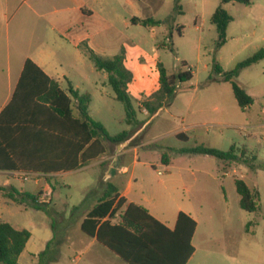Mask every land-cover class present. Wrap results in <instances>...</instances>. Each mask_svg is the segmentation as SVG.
Wrapping results in <instances>:
<instances>
[{"label":"rangeland","instance_id":"obj_1","mask_svg":"<svg viewBox=\"0 0 264 264\" xmlns=\"http://www.w3.org/2000/svg\"><path fill=\"white\" fill-rule=\"evenodd\" d=\"M217 1L220 5L221 0ZM168 2L171 0H164V11H168ZM178 3L182 8V13L176 14L180 33L176 27L171 30L172 36L164 34L162 26L154 28V32L142 26L135 32L136 41L149 53L156 46L160 63L168 73L178 72L182 61L193 72V78L178 87L173 101L157 113H144L143 105L133 98L134 116L128 119L124 104L115 99L107 73L96 70L79 49L66 47L63 65L79 85V92L90 95L91 117L102 123L110 135L142 125L138 138L146 146L138 149L137 163L133 162L132 152L126 155L122 165L128 169L123 179L131 180L138 196L142 191L152 205L167 215L182 210L192 213L197 228L192 241L195 254L189 264H264V60L245 68L237 77L252 94L253 103L245 109L238 106L230 84L212 72L213 60L226 72L264 49V0H251L249 5L222 4L232 21L226 29L225 43L218 49L215 26L201 0ZM0 26L5 31L6 22ZM193 123L201 126L186 132L188 140L174 135L176 129ZM201 139L203 144H198ZM115 145L111 144L112 152ZM196 146L233 149L237 160L223 162L214 156L184 151ZM99 176V167L91 165L48 182L36 177H9V183L17 189L39 193V201H51L37 210L30 204L9 203L0 194V220L15 229L30 231L29 248L43 249L51 234H55L57 246L64 237V228L97 203L94 190ZM236 178L258 193L257 211L247 212L240 207ZM72 234L74 239L86 240L76 227ZM69 251L67 245L50 250L41 257L40 264H47L56 253L65 255ZM51 264L73 263L68 259Z\"/></svg>","mask_w":264,"mask_h":264},{"label":"trees","instance_id":"obj_2","mask_svg":"<svg viewBox=\"0 0 264 264\" xmlns=\"http://www.w3.org/2000/svg\"><path fill=\"white\" fill-rule=\"evenodd\" d=\"M237 2L249 5L251 0H221V4L211 15L210 21L217 32L216 49L226 40V29L232 21L231 15L222 4ZM132 22L149 26L147 20L132 19ZM84 55L98 71L108 75L115 99L125 106L127 118L134 116V108L127 92L132 81V73L124 65V49L112 57L95 53L86 43L79 44ZM264 60V49L237 63L230 71H222L213 60L212 72L222 77L231 86L238 106L245 109L252 105L253 98L238 82L237 77L245 68ZM159 88L142 101L149 114H155L169 105L178 87L189 82L192 70L186 62L176 73H168L158 63ZM212 80L210 76L208 78ZM76 101L77 116L72 102ZM89 94H81L70 82L64 91L56 80L48 77L31 59H26L23 70L10 103L0 113V171H26L29 173H53L75 171L89 165L106 154L108 144H119L127 139L129 132L110 135L104 125L89 116ZM48 114V119H46ZM52 118V119H51ZM54 120L53 122H51ZM51 122V123H48ZM56 122L58 128L56 127ZM130 122V121H128ZM47 144L54 152L51 164L45 162L44 152ZM58 144L59 154L55 150ZM34 151H27L28 148ZM185 152L214 156L224 161L237 160L234 150L222 151L215 148L196 146ZM246 150H244L245 153ZM62 152V156L60 155ZM243 153V154H244ZM235 187L240 196V207L247 212L258 210V193L249 188L245 181L236 178ZM0 194L9 203L30 204L34 209H42L50 199L39 201L38 195L19 191L14 186L0 185ZM41 194V193H40ZM125 200L119 196L117 188L107 183L98 202L88 211L80 229L100 244L107 247L127 264H186L194 247L191 245L196 230V221L184 212L177 214L176 224L169 230L152 217L143 207L129 203L120 214V221L112 223L115 213L122 208ZM52 229L54 226L52 224ZM31 236L27 229H15L0 220V264H18ZM54 238L47 242L38 255H46L54 245Z\"/></svg>","mask_w":264,"mask_h":264},{"label":"crops","instance_id":"obj_3","mask_svg":"<svg viewBox=\"0 0 264 264\" xmlns=\"http://www.w3.org/2000/svg\"><path fill=\"white\" fill-rule=\"evenodd\" d=\"M168 3V11H164V0H0V24L3 21L6 22L5 31L0 26V56H3V59H0V113L13 97L26 59L34 61L48 77L58 82L62 90L65 91L70 82L71 86L79 92V85L65 71L63 60L66 55V47L72 46L81 51L79 44L82 42L101 56L112 57L118 54L122 48L124 49V65L132 73V81L127 85V92L131 100L134 98L139 104H142L144 98L149 97L159 88L158 63H160V60L156 46H152L150 48L151 53H149L148 49L136 41L135 32L143 25L132 22V19L147 20L151 23L149 27L153 32L154 28L159 29L162 26L164 34L172 36L171 30L176 27L180 33L179 24L176 23V14L180 15L182 8L178 0H171ZM201 5L208 10L210 15L219 6L217 0H201ZM165 12H168L167 17H163ZM153 32L151 37L155 39L156 35ZM144 57L147 59L146 61ZM106 77L108 79V75ZM247 93L252 97L250 92L247 91ZM72 107L74 108V115L77 116L76 101H74ZM89 116L91 117L90 114ZM48 117V114H46V119ZM184 120L182 119V121ZM200 126L197 123L183 125L173 133L182 140H188L189 137L186 132ZM56 127L58 128L57 122ZM141 127L142 125L136 130H126L129 132L127 139L116 144L114 152H112L111 143H109L106 154L83 168L96 165L100 169L98 185L94 190V193L98 196L97 200L104 193L107 183L114 185L119 196L125 200L122 208L115 213L114 218L111 220L112 223L119 222L120 214L126 206L129 203H134L143 207L152 217L169 230H172L180 211L175 215H167L163 210L152 205L142 191L138 196L131 180L126 181L123 179V175L127 173L128 169L127 166L122 165L126 155L132 152L133 162L137 163L139 161L138 149L146 146L138 138ZM206 133H208L207 130ZM196 136L194 137L196 138ZM197 142L203 144L202 139ZM129 143H133V145L127 147ZM25 150L34 151L30 147ZM52 151L53 149L49 148L47 144L41 151L44 152L43 157L47 165L51 164L53 160L54 152ZM58 154L57 144L56 159ZM60 155L62 156V152H60ZM163 161L168 163V159H163ZM81 169L45 174L26 171H0V178H2L0 185H11L8 178L21 179L19 177L21 173L48 182L52 178ZM18 190L23 191L22 189ZM95 204L83 210L79 219L69 223L63 230L64 237L58 241L57 246L52 245L50 249H60L67 245L70 251L65 255L56 253L48 259L47 264L54 261L57 263L66 262L68 259L73 264H127L95 238H91L81 231L80 226L83 219ZM181 212L186 213L195 220L190 211L182 210ZM73 227H76L86 240L74 239ZM53 236L54 234H51L46 237L43 249L35 250L34 247L29 248L32 239L31 233L23 252L18 258V264H22V259L23 264H38L40 261L38 255L45 249L47 242ZM193 237L191 240L192 246ZM194 254L195 249L186 264H189Z\"/></svg>","mask_w":264,"mask_h":264},{"label":"built area","instance_id":"obj_4","mask_svg":"<svg viewBox=\"0 0 264 264\" xmlns=\"http://www.w3.org/2000/svg\"><path fill=\"white\" fill-rule=\"evenodd\" d=\"M143 111H144V113H146V114H148V112H147V110L145 109V108H143L142 109ZM159 174H160V172H159ZM19 177L21 178V179H23V180H27V179H29L30 178V175L29 174H19ZM48 200V199H47Z\"/></svg>","mask_w":264,"mask_h":264}]
</instances>
